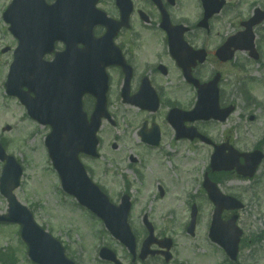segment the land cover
Wrapping results in <instances>:
<instances>
[{"label":"rangeland","instance_id":"374dc122","mask_svg":"<svg viewBox=\"0 0 264 264\" xmlns=\"http://www.w3.org/2000/svg\"><path fill=\"white\" fill-rule=\"evenodd\" d=\"M230 2L236 4V7L230 13L229 11L225 12L221 19L213 24L215 31L220 33V36L224 35V38L241 30L240 21H243L247 15L248 17L251 16L255 8L264 11V0H230ZM2 5L0 3V7ZM195 11L196 8L192 4L188 7L186 13L185 11H180V13L189 17L191 16V21H193L195 19V15H193ZM1 26H3V23L0 20V28ZM255 34H257L256 45L261 48V52L264 55V22L256 29ZM0 37H2V34H0ZM237 56H239L243 69L238 70L237 68L226 66L225 70L228 78H225L226 81L223 89L230 92L236 88L238 82L244 81L248 84V89H250L254 99L263 101V107L259 109L251 106L254 114L260 115V119L256 122H248V125L245 124L242 137L246 142H239L240 145H238L239 147L248 146L250 148L257 145L264 135V58L261 64L256 65L249 60L245 53H238ZM237 63L239 62L237 61ZM1 95L0 92V138L12 139L10 153L12 152L16 156L19 163L25 165L22 186L16 192V196H18L21 203L31 209L39 225L48 230L55 238H60L68 244L71 243V248H74L72 252L77 251V258H80V264H101L96 252V246L100 243L96 241V236L94 235L99 230V225L93 222L89 216L85 215L82 209L72 205L71 202L65 199V196L59 191V184L55 174L47 171L51 163L43 145V138L48 133V130L44 128H40V131L36 130L35 126L25 122L21 117L22 110L18 109L14 103L9 102V107L5 108ZM238 113H241V111L238 110ZM237 115L233 118H237ZM6 124L11 125V130L5 133L2 132V128ZM124 125L121 123L119 126V134L123 136L120 141L121 150L113 152V154H117L118 158H121L118 161V164L121 166L128 164L127 160L125 161L122 158L124 155L138 154V152L132 151V147L138 144L137 138L132 134V130L124 133L128 129ZM216 130L219 132L221 129ZM107 132L106 129L103 130L104 138L108 140L109 135ZM175 149L177 148L166 149V152L172 155ZM209 152L208 148L200 147L188 150L187 146L179 145L175 154L178 155L177 159L181 163L176 159L175 162L179 163L176 165L182 168L181 174L182 171L184 172L182 174V181L172 179L170 172L174 169L175 162L173 161V164L170 165L167 163L166 158V163H164V157L162 158L158 152H153L144 159V163L148 165L149 169L146 179L149 183L144 182L141 185L137 184V186H133L134 194L137 196L139 202L136 203L134 209V227L139 231L143 228L141 217L136 215L137 213L144 211L148 214L150 221L154 225H157L156 233L172 235L177 239V244H179L177 254L179 255L178 259L181 264H186V261L189 264H228L225 261V254L219 251L218 247L212 245L206 236V229L208 228L209 217L212 212L210 203L209 205H201V224L195 231V236L191 237L182 233V226L188 217L189 200L188 197H176V195H180L181 188L187 190L194 189V194L198 192L203 172L207 168L209 161ZM107 162V160L102 162V168L115 167L113 163L107 166ZM109 162H112V160H109ZM1 169L2 165L0 163V172ZM260 173L258 184H254V188L243 193L248 207L240 215V227L243 228L245 236L251 237L253 240L255 238L260 240L259 243L261 248H263L258 249L257 257L253 259V262L256 260V264H264V166L261 168ZM160 174L168 177L170 182L173 183L170 185V194H172H168L167 196L169 197L165 201L153 199L154 185L152 186V179ZM240 184L243 183L232 181L229 182L227 188L234 187L237 189ZM121 188L122 184L118 183L112 188V191L121 190ZM172 206L177 209L179 208L180 215L171 219L168 211ZM6 209V201L0 197V213L5 212ZM16 229L8 225L0 226V251L3 253L12 252L18 257V262H21L20 264H28L23 260L24 252L21 250L22 248L18 246L21 244L19 243L18 229ZM16 232L17 234H15ZM111 245L112 247H116L118 253L124 257L126 253L125 249L123 250L115 242H112ZM248 246L253 249L255 244ZM249 248L243 250L242 261H245L244 263L246 264L249 261L244 256L248 255Z\"/></svg>","mask_w":264,"mask_h":264},{"label":"flooded vegetation","instance_id":"af4514ba","mask_svg":"<svg viewBox=\"0 0 264 264\" xmlns=\"http://www.w3.org/2000/svg\"><path fill=\"white\" fill-rule=\"evenodd\" d=\"M221 1V0H218ZM136 2L135 12L131 15L132 26L121 30L118 36L114 39V43L120 56L112 61L105 68L107 73V100L106 106L110 110L130 112L132 115H137L132 118V125L137 126L135 130L136 136L140 139L150 137L155 134V129H158L161 136V143L168 140V145L182 144L187 146L202 145L199 139L191 141L188 139H177L172 125L167 121V113L174 108L190 111L197 104L198 91L195 85L188 84L185 81L182 67L179 63L187 65V63L195 64L191 69V76L198 81L200 86L210 83L214 80L215 75L220 76V108L225 109L228 106L234 107V113L231 114L226 121L227 130H222L220 136L216 133V126L220 125L214 121H199L196 120L187 126H193L198 133L211 136V140L215 144H231L241 151H248L247 147H238L239 142H246L243 136V127L249 121L256 120L257 117L250 114L252 108L247 107L245 100V92L243 89L236 87L232 91H226L222 88L225 82L226 66L229 64L221 63L217 57V50L223 45L226 40L220 33L215 31L214 22L218 20V16L213 15L209 21V29L199 28L198 22L203 17L201 0H160L162 10H165L170 19L171 26H183L187 28L183 33L184 41L189 48H192L195 53L189 55L188 48H178L181 51L179 58L172 56L169 47V37L166 31L161 27V12L158 6L150 0H134ZM194 4L196 11L193 15L198 22H191V16L180 13V11L188 10V7ZM225 9L232 10L230 0H224ZM142 11L148 21L141 20L138 16V11ZM221 17V16H220ZM134 24L133 22H135ZM138 24V25H137ZM100 30V29H99ZM97 30V36L103 33V30ZM174 38H179V33L172 34ZM16 47L12 37L9 40H2L0 43V58L6 57L13 59V50ZM65 45L58 43L54 47V51L61 52ZM78 49L81 46L78 44ZM260 56L257 63H261L263 58L261 50L257 47ZM53 54L46 56V61L49 62ZM1 61L0 68L6 69L9 65V60ZM191 65V64H190ZM77 85V84H76ZM95 87L96 83L91 84ZM102 88L101 82L96 86V90ZM96 99L91 95L85 94L82 107L87 114H91L95 109ZM158 104L156 110L151 109ZM238 110L241 113H238ZM238 113V115H237ZM237 115V118H233ZM112 127H116L118 122L115 114L112 113ZM233 118V119H232ZM109 125V123H107ZM110 147L118 150V147ZM144 152V153H143ZM141 151L144 156H149L152 151ZM130 162H138V157L130 156ZM142 164L139 168L131 167L130 169L140 180L146 178L147 170ZM94 182L101 186L102 190L109 192L110 200L115 201L118 197L113 194L112 188L115 187V176L118 178L122 173L113 171H93L92 168L87 170ZM232 174V173H230ZM222 174H214L215 180H220ZM204 176V175H203ZM116 178V179H117ZM162 185L169 186L170 180L165 175L160 174L158 178ZM160 196L165 195V190L159 188ZM107 191V192H106ZM126 194V193H125ZM114 197H111V196ZM118 201V200H117ZM155 249V248H153ZM129 261L126 264H164L162 255L155 254L146 260H141L139 256L132 257L128 255Z\"/></svg>","mask_w":264,"mask_h":264},{"label":"water","instance_id":"95a60500","mask_svg":"<svg viewBox=\"0 0 264 264\" xmlns=\"http://www.w3.org/2000/svg\"><path fill=\"white\" fill-rule=\"evenodd\" d=\"M96 0H77L76 1V9H77V17L79 20V28H80V37L82 36H90V28L82 29V27H86L85 20L87 17L92 16L94 13V3ZM58 8L62 4H68L69 0H58ZM84 19V20H83ZM260 22L259 20L255 22H250L249 29H251L252 26H254L256 23ZM43 82V79L41 78L39 81V84ZM42 98H45L44 95H42ZM46 116V114H44ZM37 116V114H36ZM54 138V132L52 135H49L46 139L47 141V147L48 151L50 152V156L52 160L58 159L56 157V151L55 147L52 146V143H54L52 140ZM95 140L93 139V136L90 137V145L92 148L95 147ZM0 154H3V150L0 149ZM4 156V154H3ZM10 162H13L12 158H7ZM259 161V158H257L256 162L252 163L250 166V171H254L257 162ZM1 178V187L3 193L9 198V212L7 215H4L3 217H0V222H7V223H18L21 227V239L24 240L29 247V254L33 261L38 262L39 264H64V258H63V250L60 248V245L54 241L53 238H51L48 234H45L41 228H39L37 225H35L33 221V217H31V214L29 211L24 207H21L14 199V197H11L10 191L17 187L18 181L20 178V168L15 164L14 162L11 163V165H7L4 168V171L2 173ZM209 193L214 195L217 199L221 197L220 193L208 184L206 186ZM81 196V195H80ZM100 199L105 201L104 198H102L97 191L93 189V192H89L88 194H82L81 203L86 205L88 208H91L93 211H97L98 209H103L104 206L100 204ZM105 203V202H104ZM106 210H110V206L106 203L105 204ZM224 209H233V207L230 208H224L223 206H220V204H217V208L215 209V215H214V223L213 227L211 229V237L215 242H218L219 244H223L225 247L232 244L233 248L235 249L238 244V239L241 235L240 231L235 230L234 222L235 217L231 218V221L227 225H223V223L220 220V214ZM221 226V227H220ZM222 229L223 236L225 240L223 241L220 235L219 229ZM228 252V251H227ZM236 253V252H235ZM235 253H233V256H235ZM71 264V263H69Z\"/></svg>","mask_w":264,"mask_h":264}]
</instances>
